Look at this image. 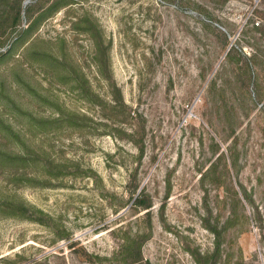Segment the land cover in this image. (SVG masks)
I'll return each mask as SVG.
<instances>
[{
    "label": "rangeland",
    "instance_id": "374dc122",
    "mask_svg": "<svg viewBox=\"0 0 264 264\" xmlns=\"http://www.w3.org/2000/svg\"><path fill=\"white\" fill-rule=\"evenodd\" d=\"M53 1L0 0V256L264 264V0Z\"/></svg>",
    "mask_w": 264,
    "mask_h": 264
},
{
    "label": "trees",
    "instance_id": "16d2710c",
    "mask_svg": "<svg viewBox=\"0 0 264 264\" xmlns=\"http://www.w3.org/2000/svg\"><path fill=\"white\" fill-rule=\"evenodd\" d=\"M64 0H54L51 2L47 7L46 10L48 12H51L54 10L59 4L61 5V2ZM18 13L12 17L10 25H14L17 21ZM78 22H73V25H76ZM256 26V25H255ZM31 28V25L28 24L24 29H21L23 33L28 31ZM256 28V27H255ZM16 40H13L4 50L0 51V59L11 54L16 46ZM32 54L38 58V60L41 61H47L46 57L43 56L41 53H37L36 51H33ZM33 55L31 57L33 58ZM48 62V61H47ZM61 119L60 117H52L51 120L59 121ZM45 122V121H42ZM0 156L3 160H7L14 164H19L21 167L25 166V164L28 162V157L19 154V153H8L0 151ZM24 171V170H23ZM21 174H24L22 172ZM27 180L33 179L32 177H26ZM139 202V200H136V203ZM139 204H142L140 202ZM0 210H4L11 214L12 216L24 218L32 221L39 222L40 219L37 216L39 212H41L38 209H35L34 207L25 204L18 200H8V199H0ZM57 238H67L65 235H55ZM142 238L139 234H132V235H126L120 239V241L117 244V247L107 255H97L94 253H85V259L87 262H91L95 264H150L147 260H142L141 253H140V247L142 243ZM71 244V243H70ZM68 246H70L68 244ZM14 258L10 257H4L0 256V264H17L21 259V255L16 253L14 255ZM105 263H102V262ZM24 264H49L47 261V255H43L38 258H33L29 260L27 263Z\"/></svg>",
    "mask_w": 264,
    "mask_h": 264
}]
</instances>
